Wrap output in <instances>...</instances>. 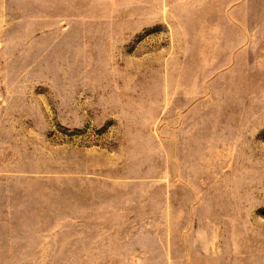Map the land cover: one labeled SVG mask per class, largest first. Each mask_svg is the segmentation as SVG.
<instances>
[{
	"label": "rangeland",
	"instance_id": "1",
	"mask_svg": "<svg viewBox=\"0 0 264 264\" xmlns=\"http://www.w3.org/2000/svg\"><path fill=\"white\" fill-rule=\"evenodd\" d=\"M0 264H264V0H0Z\"/></svg>",
	"mask_w": 264,
	"mask_h": 264
}]
</instances>
